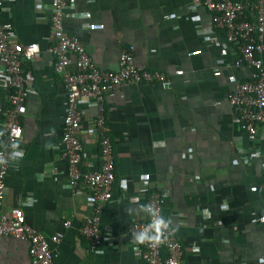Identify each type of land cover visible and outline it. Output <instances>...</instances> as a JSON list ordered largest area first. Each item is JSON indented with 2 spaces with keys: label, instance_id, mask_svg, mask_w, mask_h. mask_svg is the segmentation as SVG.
Segmentation results:
<instances>
[{
  "label": "crops",
  "instance_id": "crops-1",
  "mask_svg": "<svg viewBox=\"0 0 264 264\" xmlns=\"http://www.w3.org/2000/svg\"><path fill=\"white\" fill-rule=\"evenodd\" d=\"M246 14L252 19L251 10ZM50 16L51 0H3L0 18L11 22L13 41L40 49L23 61L32 87L17 153L9 156L4 210L20 207L37 231L59 236L50 244L55 264H144L129 228L145 218L155 190L164 194L162 211L185 264H264V123L250 135L228 101L253 71L235 65L239 48L213 26L203 0H69L63 10L64 31L82 42L99 69H116L122 48L133 45L138 66L166 74L165 82L127 83L105 97L115 179L100 207L96 251L79 233L92 213V193L82 181L79 193L67 185L66 89L54 70ZM261 59L264 65V51ZM9 92L0 78V128ZM80 106V167L87 172L100 164L98 111L85 100ZM28 247L2 237L0 264H30Z\"/></svg>",
  "mask_w": 264,
  "mask_h": 264
},
{
  "label": "built area",
  "instance_id": "built-area-1",
  "mask_svg": "<svg viewBox=\"0 0 264 264\" xmlns=\"http://www.w3.org/2000/svg\"><path fill=\"white\" fill-rule=\"evenodd\" d=\"M211 13V21L216 29L224 32L227 43L236 44L239 57L235 65H246L253 71L250 80L237 82L228 95V101L237 111V122L250 135L255 128L264 123V65L261 53L264 51V0H203ZM69 0H51V35L53 45L50 51L55 55L54 70L58 73L66 89V105L63 118L61 144L62 157L67 163V185L79 193L78 184L83 182L91 191L92 213L84 219L79 233L91 243V250H97L101 242L99 212L102 204L112 196V184L115 179V159L111 139L107 133L104 118V100L106 95L121 85L144 81L147 83L165 82L166 74L150 71L138 66L134 59V46L122 48L117 67L114 70L99 69L90 59L82 42L63 29V10ZM3 0H0V12ZM252 11V19L246 12ZM15 31L11 22L0 18V78L3 86L9 89L7 106L2 110L0 128V239L13 237L28 241L30 264H55L51 243H58L59 236L46 237L29 225L20 207L4 210L5 178L10 165V153L21 136L20 116L25 112V99L31 90L32 79L25 74L24 60H32L39 55L36 42L19 45L13 41ZM74 68H69V65ZM176 74H182L177 70ZM91 102L97 107L95 127L99 132L100 164L97 168L82 172L80 163L82 144L79 139L81 119L84 114L81 101ZM14 151L17 153L16 148ZM164 194L150 191L145 203L143 220H135L130 225L129 233L141 232L151 223L153 217L145 210L150 209L156 217L166 221L162 206ZM69 220L64 222L69 225ZM168 224V222H167ZM152 239L141 243V257L144 264H185L183 247L168 224L160 232H152Z\"/></svg>",
  "mask_w": 264,
  "mask_h": 264
},
{
  "label": "clouds",
  "instance_id": "clouds-1",
  "mask_svg": "<svg viewBox=\"0 0 264 264\" xmlns=\"http://www.w3.org/2000/svg\"><path fill=\"white\" fill-rule=\"evenodd\" d=\"M149 215L153 217L151 223H149L145 229L141 232L134 233L132 235V240L134 242L138 243H144L147 240L152 239V232L155 230V232H160L162 228H167L168 224L167 221L163 217H156L154 213L151 212L150 209H145Z\"/></svg>",
  "mask_w": 264,
  "mask_h": 264
}]
</instances>
